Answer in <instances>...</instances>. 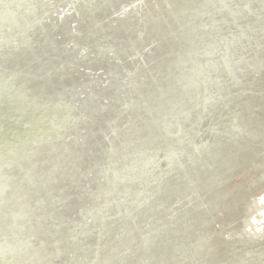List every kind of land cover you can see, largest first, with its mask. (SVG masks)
<instances>
[{"label": "water", "instance_id": "obj_1", "mask_svg": "<svg viewBox=\"0 0 264 264\" xmlns=\"http://www.w3.org/2000/svg\"><path fill=\"white\" fill-rule=\"evenodd\" d=\"M99 264H264V0H255Z\"/></svg>", "mask_w": 264, "mask_h": 264}]
</instances>
